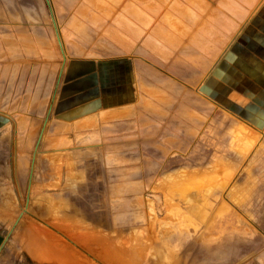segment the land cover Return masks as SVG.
<instances>
[{"label":"crops","instance_id":"1","mask_svg":"<svg viewBox=\"0 0 264 264\" xmlns=\"http://www.w3.org/2000/svg\"><path fill=\"white\" fill-rule=\"evenodd\" d=\"M261 2L247 11L240 0H0V78H18L23 62L36 85L51 77L49 112L46 103L39 118L30 104L29 113L11 117L8 108L1 119L30 126L24 140H37V126H45L49 225H34L28 237L49 236L53 261L69 264L65 238L82 236L101 264H139L134 254L149 251V231L118 222L155 219L151 208L160 202L182 205L178 197L193 190L189 182L182 190V181L198 170L166 169L197 150L218 114L246 125L234 138L246 141L243 151L255 146L247 125L264 123V29L252 22L264 11ZM231 56L255 61L253 69L239 61L232 89L219 84ZM74 189L80 212L103 224H83L72 208ZM170 215L163 219L179 220ZM253 264H264V250Z\"/></svg>","mask_w":264,"mask_h":264},{"label":"rangeland","instance_id":"2","mask_svg":"<svg viewBox=\"0 0 264 264\" xmlns=\"http://www.w3.org/2000/svg\"><path fill=\"white\" fill-rule=\"evenodd\" d=\"M240 1L244 2L248 11L259 0ZM261 1V10H264V0ZM261 14L252 22L255 21L264 29V11ZM0 51L3 52V49L0 48ZM230 58L225 67L228 73L219 74V84L221 86V83H225L232 89L237 84L239 61L251 69L254 68L255 61L253 58L247 59L246 56ZM9 64L14 66L11 69L19 68L18 62L11 61ZM27 64L21 63V70L19 69L21 74L18 78L4 76L0 78V264H57L56 262H61V259L53 261L55 255L49 254V236L44 235L39 241L28 237L37 233L34 225L42 228H48L49 225V157L45 154L49 144L42 138L45 126H37V140H24L23 138L30 132V126L16 125L14 124L16 119H11L14 121H10L11 124H4V120L1 119L3 114H9L8 108L13 112L11 117L17 113H29L26 107L30 104L37 105L39 118L43 112L45 113L44 107L49 102L51 77H43V82L39 77L40 81L36 85L30 71L31 64ZM5 65L6 61L0 56V66ZM35 65L34 63L32 68ZM54 80L50 87L55 91L59 76ZM47 108L49 112V105ZM220 114L215 117L206 136L198 143L197 150H193L191 155L172 160V165L166 169L198 170L197 178L182 181L180 186L183 190L184 183L189 182L187 184H190L193 190L187 194L183 191L181 196L186 195L185 198H190L194 202L186 204L185 198L178 197L177 201L182 202V205L170 204L163 207L161 202L153 205L152 217L155 218V212L158 213L155 219L118 222L121 225L119 227L126 228L127 224H132L134 228H145L146 232L149 231L150 236L144 237L145 243L149 245V251L134 254L135 262L253 264L263 252L264 123L255 130L253 126L247 125L249 137L253 136L256 144L245 152L243 150L246 141L242 140L238 145L234 138L239 128L246 125L227 114L224 116ZM17 150L22 153L20 158ZM216 166L215 169L222 168L221 172L211 171ZM224 169L229 170L224 172ZM34 180L42 187H38ZM65 188L64 191L69 190V187ZM70 191L72 208L84 218L83 224L86 226L103 224L90 220L88 215L80 212L78 191L77 189ZM165 213H171L169 217L176 213L179 220H164L163 218L168 217ZM164 230H169L170 234L163 236L161 232H165ZM21 234L27 239L24 244L19 239ZM65 239L71 244V252L66 255L67 252L63 254L64 252L61 253V250L55 248L57 253L63 254L66 263L77 264L80 260L85 264H101L93 252V247L89 246L93 244L90 238L81 236L79 241L72 237ZM80 240L86 244L79 245ZM89 241L91 243L87 244ZM26 246L36 251L28 252Z\"/></svg>","mask_w":264,"mask_h":264},{"label":"bare ground","instance_id":"3","mask_svg":"<svg viewBox=\"0 0 264 264\" xmlns=\"http://www.w3.org/2000/svg\"><path fill=\"white\" fill-rule=\"evenodd\" d=\"M70 257V256H69Z\"/></svg>","mask_w":264,"mask_h":264}]
</instances>
